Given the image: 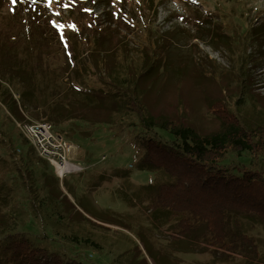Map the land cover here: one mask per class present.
Listing matches in <instances>:
<instances>
[{"label": "rangeland", "instance_id": "374dc122", "mask_svg": "<svg viewBox=\"0 0 264 264\" xmlns=\"http://www.w3.org/2000/svg\"><path fill=\"white\" fill-rule=\"evenodd\" d=\"M23 13L49 33L51 63L62 68L57 63L66 61L70 72L76 68V74H84L77 80L73 74L71 79L78 90L101 83L93 58H103L102 65L120 71L124 65L139 66L144 57L149 69L155 67L154 72L160 73L148 97L159 101L162 112L182 113V119L198 131L218 127L223 106L245 126L264 117V32L249 33L264 23V0H0V35L24 32ZM242 79L249 87L238 96H244L239 102ZM221 80L230 95L221 92ZM9 115L0 103V186L7 189L4 201L0 199V218L16 215L15 232L37 239L63 259L85 264H136L144 259L156 264V252L171 264L229 263L219 249L202 240L201 229L200 236L189 239L180 252L171 242L187 237L177 236L176 219L164 224L153 220L142 186L154 182L155 174L138 169L137 162L144 151L141 138L156 134L170 141L173 137L167 132L144 133L136 117L126 115H119L111 125L80 119L53 124L74 147L71 160L87 166L83 172L60 178L52 165L37 160ZM27 160L35 168L38 195L44 197L48 189L53 198L41 207L31 203L23 188ZM223 162L264 173V150L240 156L229 151ZM43 173L58 180L67 198L63 204L54 198L58 190H53L52 182L41 185ZM106 217L117 224L100 219ZM253 233L264 238L260 227ZM143 243L153 247L154 254ZM198 248L203 250L187 251Z\"/></svg>", "mask_w": 264, "mask_h": 264}, {"label": "trees", "instance_id": "16d2710c", "mask_svg": "<svg viewBox=\"0 0 264 264\" xmlns=\"http://www.w3.org/2000/svg\"><path fill=\"white\" fill-rule=\"evenodd\" d=\"M21 19L25 23L24 32L0 35V103L14 123L30 115L36 120H42L44 116L43 120L57 125L72 119L92 125H111L119 115H126L136 117L137 125L144 133L167 132L173 137L170 141L156 134L141 138L144 151L137 168L155 174L154 182L142 186V193H147L152 219L159 224L176 219L177 236L187 237L174 239L171 246L177 251H185L189 239L198 238L201 229L202 240L219 249L228 258L224 260L229 261L228 264H264V238L253 233L255 227L264 231V173L242 164L223 162L229 151L240 156L243 152L264 150V117H259L253 126H245L238 116L223 106L217 116L218 127L198 131L182 119V113L162 112L158 109L159 101L153 102L148 97L147 91L157 83L160 73L154 72L155 67L150 70L144 57L139 66L124 65L120 71H114L105 63L102 65L103 58H93L91 62L102 78L101 83L97 87L78 90L71 79L73 74L76 80L84 74H76V68L70 72L66 61L57 63L62 68L53 65L49 33L29 13H23ZM5 20L3 17V23ZM263 32L264 23L249 31L252 36ZM90 39L95 47L96 41ZM246 80L242 79L237 97L246 94L244 90L249 87ZM224 82H219L221 92L230 95ZM243 97L237 100L242 102ZM29 146L37 160L45 162ZM27 162L29 164L24 165L23 170V188L32 197L31 203L41 207L52 198L51 192L46 189L44 197L38 195L40 187L35 184V168L30 160ZM42 179V186L54 184L53 190H58L54 198L63 204L67 198L62 196L55 176L43 173ZM6 191L1 185L2 201L7 196ZM70 206L73 207L71 203ZM100 219L117 224L112 217ZM17 223L14 214L7 213L2 221L0 218V264H85L75 259H63L57 251L39 245L37 239L15 232ZM3 228L7 230L2 231ZM143 247L151 252L154 250L147 243H143ZM156 255V264H171L165 255L160 256L157 252ZM136 264L149 263L144 259V263Z\"/></svg>", "mask_w": 264, "mask_h": 264}, {"label": "built area", "instance_id": "2783aa9c", "mask_svg": "<svg viewBox=\"0 0 264 264\" xmlns=\"http://www.w3.org/2000/svg\"><path fill=\"white\" fill-rule=\"evenodd\" d=\"M15 125L36 155L53 166L58 177L86 170V165L71 160L70 154L74 147L52 123L46 120L30 121L26 117L22 121H15Z\"/></svg>", "mask_w": 264, "mask_h": 264}, {"label": "snow or ice", "instance_id": "6c2138e0", "mask_svg": "<svg viewBox=\"0 0 264 264\" xmlns=\"http://www.w3.org/2000/svg\"><path fill=\"white\" fill-rule=\"evenodd\" d=\"M13 3H15V0H13Z\"/></svg>", "mask_w": 264, "mask_h": 264}, {"label": "water", "instance_id": "95a60500", "mask_svg": "<svg viewBox=\"0 0 264 264\" xmlns=\"http://www.w3.org/2000/svg\"><path fill=\"white\" fill-rule=\"evenodd\" d=\"M152 264H154V263H152Z\"/></svg>", "mask_w": 264, "mask_h": 264}]
</instances>
